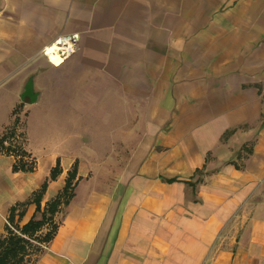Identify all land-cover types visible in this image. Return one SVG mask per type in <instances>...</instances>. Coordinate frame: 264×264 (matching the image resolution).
<instances>
[{
    "label": "crops",
    "instance_id": "crops-1",
    "mask_svg": "<svg viewBox=\"0 0 264 264\" xmlns=\"http://www.w3.org/2000/svg\"><path fill=\"white\" fill-rule=\"evenodd\" d=\"M75 33L62 65L43 55ZM16 108L36 167L0 152V234L13 207L15 225L40 218L19 205L58 162L42 209L78 164L33 264H264V0H0V136ZM89 123L113 127L100 154L65 134ZM35 127L58 144L39 150Z\"/></svg>",
    "mask_w": 264,
    "mask_h": 264
},
{
    "label": "trees",
    "instance_id": "trees-1",
    "mask_svg": "<svg viewBox=\"0 0 264 264\" xmlns=\"http://www.w3.org/2000/svg\"><path fill=\"white\" fill-rule=\"evenodd\" d=\"M20 110L16 108L14 124L0 136V152L12 154L18 159L14 165L15 171H34L36 160L32 158L23 147V133L18 131L20 125ZM60 163L51 170L50 178L36 191L32 198L26 203H21L20 207H26L30 203L36 204V212L40 213V218L34 216L23 226L14 224L17 207H13L10 213V224L6 234H0V264H33L38 255L42 252L43 245L49 243L58 228L55 215L62 205H68L74 195V188L78 176V164L75 163L68 172L64 188L58 195L49 201L42 209V200L48 186L49 180H55L61 174ZM24 210L19 212L20 218L24 215ZM46 226H51L45 233L42 230ZM33 256L35 258L33 259Z\"/></svg>",
    "mask_w": 264,
    "mask_h": 264
},
{
    "label": "rangeland",
    "instance_id": "rangeland-1",
    "mask_svg": "<svg viewBox=\"0 0 264 264\" xmlns=\"http://www.w3.org/2000/svg\"><path fill=\"white\" fill-rule=\"evenodd\" d=\"M86 111H81V113H86ZM100 112V111H99ZM84 120V119H83ZM85 123V121H83ZM46 128V129H45ZM112 128L111 125H109V123H105V124H100V123H89V124H85V125H80L78 127L76 126H68L65 129V134L71 136L72 139H74V137L76 135L79 134V132H87L90 136L93 137V143L89 144L88 147H85L84 149H82V152L86 155H89L91 153L93 154H100L103 151H105L108 146H110L111 144V139L112 136H115L112 133ZM43 130L39 129L38 127H35V130L33 132L34 134V143L35 145L38 146V149L40 150V148L42 147V150H48L54 146H56L58 143L54 142V141H49L48 137L52 135L56 136L57 135V131H50V133H47V127L42 128ZM19 141H21L20 139H18ZM49 141V142H48ZM110 141V142H109ZM74 141L69 142V148H70V152H74L75 149V145H74ZM127 153V152H124ZM124 162V159H121V163ZM45 228L50 229L51 226H46ZM35 258V256H33V259Z\"/></svg>",
    "mask_w": 264,
    "mask_h": 264
},
{
    "label": "built area",
    "instance_id": "built-area-1",
    "mask_svg": "<svg viewBox=\"0 0 264 264\" xmlns=\"http://www.w3.org/2000/svg\"><path fill=\"white\" fill-rule=\"evenodd\" d=\"M80 49V35L78 33L64 35L56 39L43 50V55L51 60L50 53L58 55L63 62ZM52 63V61H50ZM11 228H13L11 226Z\"/></svg>",
    "mask_w": 264,
    "mask_h": 264
},
{
    "label": "water",
    "instance_id": "water-1",
    "mask_svg": "<svg viewBox=\"0 0 264 264\" xmlns=\"http://www.w3.org/2000/svg\"><path fill=\"white\" fill-rule=\"evenodd\" d=\"M39 94L35 91L34 77H29L23 92L21 93V100L25 103H35L38 100Z\"/></svg>",
    "mask_w": 264,
    "mask_h": 264
},
{
    "label": "bare ground",
    "instance_id": "bare-ground-1",
    "mask_svg": "<svg viewBox=\"0 0 264 264\" xmlns=\"http://www.w3.org/2000/svg\"><path fill=\"white\" fill-rule=\"evenodd\" d=\"M50 58V61H52V63L56 66H60L63 63V60L56 54L50 53Z\"/></svg>",
    "mask_w": 264,
    "mask_h": 264
}]
</instances>
